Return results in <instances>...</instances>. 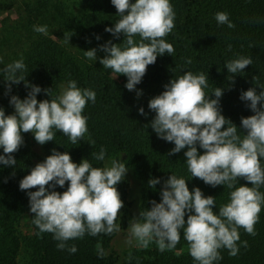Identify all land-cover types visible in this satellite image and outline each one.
I'll use <instances>...</instances> for the list:
<instances>
[{
  "label": "clouds",
  "instance_id": "9594fccd",
  "mask_svg": "<svg viewBox=\"0 0 264 264\" xmlns=\"http://www.w3.org/2000/svg\"><path fill=\"white\" fill-rule=\"evenodd\" d=\"M111 4L119 20L106 27L105 32L114 39L122 35L123 41L120 44L106 41L98 49L83 51L84 57L93 63L99 59L103 69L116 74L113 79L125 76L124 87L139 97L142 90L136 86L147 67L158 57L174 53L173 45L164 37L175 26V12L170 0H111ZM215 20L218 25L234 27L226 12H217ZM33 29L48 34L47 25H34ZM65 42L69 44L68 38ZM98 50L105 54L102 58L97 57ZM186 63L191 64L192 60L187 59ZM251 64V57L240 56L226 62L224 68L236 75ZM26 67L21 58L0 69V75H6L5 81L9 82L5 95L11 92L12 85L21 82L30 89L23 99L17 95L9 97L12 114L6 115L0 107V165L6 167L14 168L17 164L11 154L22 145V133L31 132L34 140L44 145L61 132L77 145L88 133V117L83 115L85 106L96 101V92L78 87L75 80L61 83L59 93L53 96L52 88L42 90L27 83L23 75ZM208 82L207 74L192 71H183L169 80L163 86L164 91L148 101L147 107L155 115L147 126L158 139L174 145L169 156L183 150L191 178H198L212 188L226 185L231 190L229 201L216 211L217 198L205 196L198 187L190 191L186 179L175 174L168 175L163 182L158 177L150 178L149 188L154 190L156 185H162L160 201H149L151 207L140 211L139 217L131 218L128 224V243L135 241L148 247L155 242L161 252L174 249L182 231L189 254L197 264H215L222 259L220 249L236 256L239 229L255 235L254 225L264 205V193L260 191L264 187V87L259 93L256 87L249 88L239 96L242 102H248L246 107L253 113L241 117L240 128L246 131L242 134L222 115L219 102L224 89L214 87L208 94L205 91ZM42 91L50 99L38 101L37 95ZM137 113L147 118L143 107ZM88 143L95 142L89 137ZM91 156L102 166H94L90 159L75 163L67 151L52 149L19 181V189L26 192L29 211L34 214L33 224L40 232L51 233L59 241L60 250H65V242L83 238L85 234L96 237L121 231L116 221L124 203L116 186L125 179L127 162L121 161V155L106 159L107 150L103 146ZM239 178L246 184L240 185ZM66 183V190H55L64 189ZM33 188L36 190L28 191ZM77 250L75 245L67 248L71 254ZM105 255L100 247L98 256Z\"/></svg>",
  "mask_w": 264,
  "mask_h": 264
},
{
  "label": "trees",
  "instance_id": "16d2710c",
  "mask_svg": "<svg viewBox=\"0 0 264 264\" xmlns=\"http://www.w3.org/2000/svg\"><path fill=\"white\" fill-rule=\"evenodd\" d=\"M170 3L175 12V26L164 39L173 45L174 53L158 57L147 67L141 83L136 86L142 90V95L137 97L135 91L130 92L124 87L125 76L113 79L116 74L103 69L99 59L93 63L84 57L83 51L98 49L109 40L120 44L124 39L122 35L114 39L105 32L106 27H112L119 20L111 0H0V57L3 59L0 69L23 58L27 66L23 73L27 83L38 85L42 90L52 88L53 96L59 93L60 84L69 80H75L80 88L96 92L95 103H87L83 112L88 117V133L77 145L57 132L54 141L41 145L42 155L36 160L29 133H22V145L11 154L17 161L16 166L0 165V264H22L14 258L17 247L12 237L16 225L26 214L31 225V234L23 244L28 255L26 264H118L116 254L110 250L117 232L96 237L85 234L83 238L65 242V250H60L57 248L59 241L54 240L51 233H42L33 224L34 214L29 211L28 196L19 189V181L50 155L52 149L62 153L67 151L75 163L90 159L94 166H102V162L91 156V153H98L101 146L107 150L106 159L125 156L141 183L140 211L151 207L149 201H160L162 185H156L153 190L148 187V180L158 177L163 182L170 174L186 179L190 191L198 187L205 196L216 197V211L229 201L231 190L226 185L212 188L198 178H191L184 163L183 150L168 155L174 145L158 139L147 126L155 115L147 104L164 91L163 86L169 80L183 71L203 72L209 80L206 93L211 94L214 87L224 89L219 102L222 115L235 124L238 131L246 134L240 128V120L253 113L246 107L248 102H242L239 96L249 88L256 87L259 93L264 87V0H170ZM11 11L16 13L14 19L9 17ZM217 12L228 13L234 27L218 25L215 20ZM34 25H47L48 34L35 32ZM67 38L69 44L65 42ZM104 55L97 51L98 58ZM240 56L251 57L252 64L236 75L228 73L224 68L226 62ZM187 59L192 63L187 64ZM6 78V75H0V107L8 115L14 111L9 97L17 95L23 99L30 89L21 82L12 85L11 92L5 95L9 83ZM45 99L50 98L43 91L37 95L38 101ZM140 107L144 108L147 118L138 115ZM89 137L94 144L88 143ZM198 151L202 153V150ZM238 183L244 185L246 181L239 178ZM116 187L124 203L116 223L124 230L131 219L126 178ZM66 188L67 183L64 189L55 190L62 192ZM260 191L264 193V187ZM254 228L255 235L240 228L238 254L231 256L227 249H220L222 259L215 264H264V205ZM72 245L78 249L75 254L67 251ZM100 247L106 252L103 258L98 256ZM122 264L197 262L190 256L181 231L180 242L174 249L161 252L155 242L148 247L139 245Z\"/></svg>",
  "mask_w": 264,
  "mask_h": 264
},
{
  "label": "rangeland",
  "instance_id": "374dc122",
  "mask_svg": "<svg viewBox=\"0 0 264 264\" xmlns=\"http://www.w3.org/2000/svg\"><path fill=\"white\" fill-rule=\"evenodd\" d=\"M4 15L7 14L4 13ZM15 16L16 13L14 11H11L9 17L11 19H14ZM29 135L31 137L32 149L36 153V160H37L42 155V147L34 140L31 132H29ZM120 159L121 161L127 162L125 156H121ZM127 168H128V172L125 178L128 183L127 196H128V201L130 203L131 218L133 217L138 218L140 213V203H141V183L136 178L134 171H132V169L128 166V164H127ZM15 230L16 231L13 234L14 237H12L14 240V245H16L17 247L16 252L14 253V258L17 262L26 264L28 261V255L25 252L23 244L26 241L27 237H29L31 234L29 215L26 214L20 219L19 223L15 227ZM128 240H129V232L127 227L126 229L117 232L110 244L111 252L115 253L118 258V264H122L123 262H126L127 259L129 258L130 253H132L134 248L139 246V244L136 243L135 241H133L131 244L128 243Z\"/></svg>",
  "mask_w": 264,
  "mask_h": 264
}]
</instances>
